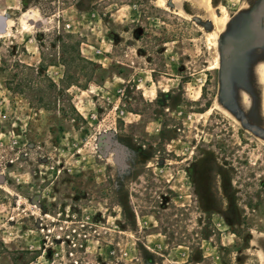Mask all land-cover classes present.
<instances>
[{"label": "rangeland", "instance_id": "rangeland-1", "mask_svg": "<svg viewBox=\"0 0 264 264\" xmlns=\"http://www.w3.org/2000/svg\"><path fill=\"white\" fill-rule=\"evenodd\" d=\"M2 19L0 264H264V0Z\"/></svg>", "mask_w": 264, "mask_h": 264}, {"label": "bare ground", "instance_id": "bare-ground-1", "mask_svg": "<svg viewBox=\"0 0 264 264\" xmlns=\"http://www.w3.org/2000/svg\"><path fill=\"white\" fill-rule=\"evenodd\" d=\"M22 18L23 19H25V20H32L34 17L32 16V13H31V11L30 10H27V11H23L22 12ZM213 19L215 20V21H218V22H223V21H226L225 19H226V16H224L223 18H217V17H213ZM5 20V29H6V26H7V20L6 19H4ZM9 24V23H8ZM5 31V30H4ZM3 31V32H4ZM2 32V33H3ZM261 70H262V72L264 71V68H261ZM263 75H264V72H263Z\"/></svg>", "mask_w": 264, "mask_h": 264}, {"label": "water", "instance_id": "water-1", "mask_svg": "<svg viewBox=\"0 0 264 264\" xmlns=\"http://www.w3.org/2000/svg\"><path fill=\"white\" fill-rule=\"evenodd\" d=\"M5 29V20L2 19V26L0 27V31H3Z\"/></svg>", "mask_w": 264, "mask_h": 264}, {"label": "built area", "instance_id": "built-area-1", "mask_svg": "<svg viewBox=\"0 0 264 264\" xmlns=\"http://www.w3.org/2000/svg\"><path fill=\"white\" fill-rule=\"evenodd\" d=\"M5 116V115H4Z\"/></svg>", "mask_w": 264, "mask_h": 264}]
</instances>
